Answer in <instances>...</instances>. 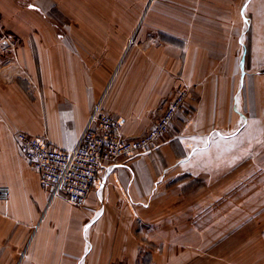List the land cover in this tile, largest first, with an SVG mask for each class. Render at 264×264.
Masks as SVG:
<instances>
[{
	"label": "crops",
	"instance_id": "1",
	"mask_svg": "<svg viewBox=\"0 0 264 264\" xmlns=\"http://www.w3.org/2000/svg\"><path fill=\"white\" fill-rule=\"evenodd\" d=\"M9 1L20 40L0 38V264H264V186L253 204L232 197L252 155L241 139L264 138V0H149L141 15L63 0L80 20L60 28L37 22L57 0ZM23 1L34 11L16 14ZM179 89L154 150L102 163L81 207L50 198L17 149L19 132L72 149L96 107L139 137Z\"/></svg>",
	"mask_w": 264,
	"mask_h": 264
},
{
	"label": "built area",
	"instance_id": "2",
	"mask_svg": "<svg viewBox=\"0 0 264 264\" xmlns=\"http://www.w3.org/2000/svg\"><path fill=\"white\" fill-rule=\"evenodd\" d=\"M187 91L179 89L154 126L136 138H125L120 129L124 120L102 113L98 107L72 149L52 147L38 137L16 133L17 149L38 174L41 187L50 198H62L81 207L98 181L102 163L150 153L158 140L169 131L176 114L182 109ZM9 190L0 186V202L6 204Z\"/></svg>",
	"mask_w": 264,
	"mask_h": 264
},
{
	"label": "rangeland",
	"instance_id": "3",
	"mask_svg": "<svg viewBox=\"0 0 264 264\" xmlns=\"http://www.w3.org/2000/svg\"><path fill=\"white\" fill-rule=\"evenodd\" d=\"M62 1L63 0H57L55 2H52V4L50 5V7H52V8L50 11H48V14H49L48 17L45 16L43 13L38 12V14H39V15L37 14L39 17V19H37L38 24H46V25H51V26L54 25L58 28L65 26V25L66 26L77 25L78 21L80 19L77 17H72L71 15H70V17L65 15V13L63 12L64 7H63V5H61ZM0 2L3 5L10 3L9 0H0ZM71 2H73V1H71ZM149 2H150L149 0H144V1L143 0H134V2H130V1H128V2H126V1L125 2H114L112 0H108L107 3H103V2H98V1L95 2L93 0L91 2V4L94 6L93 8L102 9L103 12L110 13V15H111V12L115 13V12H120V10L124 11L127 9L133 10L134 12H136L135 15H137V14L141 15V13L149 5ZM73 3L75 4V6L78 5L80 8H84V6H86V3H82L79 1H75ZM14 4L19 5V6L17 5L18 8H13V11L19 10V12H17L16 14L20 13L21 10L24 11L23 8H25L27 10L34 11L31 9L30 4L27 1H23L21 3L14 2ZM154 4H155V2H151L150 5L154 6ZM20 6H23V8H21ZM89 8H91V7H89ZM16 14H14V15H16ZM140 15H138V17ZM110 18H111L110 16H107V17L102 18V19L101 18L97 19V21L102 20V24L109 25L110 22H108V21L110 20ZM32 19H33L32 15L26 14V15L22 16V20L26 21L28 24H30V20H32ZM112 19L118 20L117 18H112ZM125 19H128V18H125ZM136 19H137V23H138L139 19L137 17H136ZM14 20H15V18L11 17V16L8 18L4 17V15L2 14V12L0 10V28H1L0 38L1 39H6L8 41H10L12 39L14 41L20 40L18 38L19 35L16 33H15L16 38L14 37L15 39L11 36V34L14 35L12 30L15 29L14 26L16 25L14 23ZM105 20H107V21H105ZM35 23L36 22H34V24ZM59 31H61V30H59ZM59 35L61 36V33ZM256 132L258 133V131L247 130V132L245 133L246 138L241 139L242 141L244 140V141L248 142L247 143L248 152L252 153L251 156L250 155L248 156V159H252L254 157V154L258 155V153L260 154L264 150V143H263L264 138H259V139L256 138ZM248 159L246 161L243 160L242 162H240L241 166H243L244 164H247L246 167H247L248 173L245 177H243L242 179H240L239 182L236 183V186L240 185L237 189L238 191H240L242 193V191L246 188V191H248V193H245V191H244L243 194L240 193L238 195L235 192H233L232 197L238 196L239 199H237V200L245 202V199H247L248 203L253 204L254 202H249V201L254 196V194H252V193H254V187L257 188L259 186L262 187V185L264 186V156L261 158V163H257L256 161H252V160H248ZM233 164L234 163H231V165H233ZM256 191H258V190H256ZM259 191H262V188H260ZM263 197H264V195H263ZM153 248H154V243H151V251L153 250ZM149 252H150L149 249L145 250V254L148 253V254H146V255H148V258H149ZM140 264H143V263L140 262ZM144 264H148V261L145 260Z\"/></svg>",
	"mask_w": 264,
	"mask_h": 264
}]
</instances>
